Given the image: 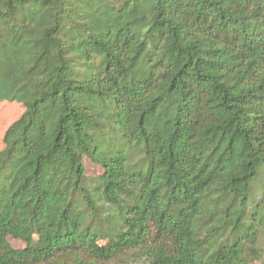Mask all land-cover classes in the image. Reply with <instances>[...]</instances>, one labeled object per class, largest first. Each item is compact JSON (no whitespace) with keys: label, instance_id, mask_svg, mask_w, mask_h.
Instances as JSON below:
<instances>
[{"label":"trees","instance_id":"obj_1","mask_svg":"<svg viewBox=\"0 0 264 264\" xmlns=\"http://www.w3.org/2000/svg\"><path fill=\"white\" fill-rule=\"evenodd\" d=\"M1 101L0 264L262 260L264 0H0Z\"/></svg>","mask_w":264,"mask_h":264},{"label":"rangeland","instance_id":"obj_2","mask_svg":"<svg viewBox=\"0 0 264 264\" xmlns=\"http://www.w3.org/2000/svg\"><path fill=\"white\" fill-rule=\"evenodd\" d=\"M24 111V107L16 102L10 101H1L0 102V150L4 147L2 142V137L5 129L15 120H17ZM84 167L86 175L89 177H94L101 173V168L97 165L91 163L88 159H84ZM253 187V196L252 199L259 202V206L261 212L264 214V175L261 174L256 181L252 184ZM260 245L264 247V232L261 234ZM9 242L13 247L20 248L23 247L24 244L12 238H9ZM264 263V253L261 260ZM261 261L255 262L256 264H260Z\"/></svg>","mask_w":264,"mask_h":264}]
</instances>
